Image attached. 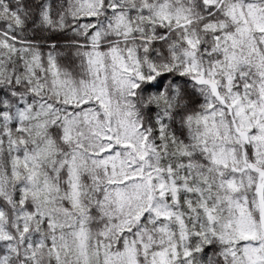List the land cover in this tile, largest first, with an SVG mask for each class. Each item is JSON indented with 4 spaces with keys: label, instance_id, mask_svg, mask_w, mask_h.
<instances>
[{
    "label": "snow or ice",
    "instance_id": "obj_1",
    "mask_svg": "<svg viewBox=\"0 0 264 264\" xmlns=\"http://www.w3.org/2000/svg\"><path fill=\"white\" fill-rule=\"evenodd\" d=\"M0 264H264V0H0Z\"/></svg>",
    "mask_w": 264,
    "mask_h": 264
}]
</instances>
